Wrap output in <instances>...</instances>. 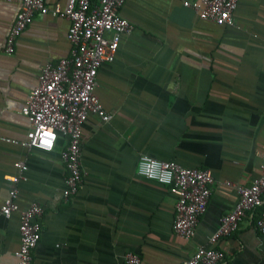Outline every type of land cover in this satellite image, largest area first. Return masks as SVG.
<instances>
[{"label": "crops", "instance_id": "crops-1", "mask_svg": "<svg viewBox=\"0 0 264 264\" xmlns=\"http://www.w3.org/2000/svg\"><path fill=\"white\" fill-rule=\"evenodd\" d=\"M183 0H126L119 12L133 25L115 58L98 69L95 92L111 115L90 114L83 125V182L60 198L66 171L59 135L50 151L0 138V204L12 185L7 175L23 160L16 183L20 206L45 207L34 264H124L126 251L140 264H178L207 242L220 217L238 200L231 181L249 185L264 165V0H238L235 26L201 19ZM64 8L67 0H46ZM17 2L0 1V137L23 140L30 127L21 113L41 67L70 51L66 17L35 14L3 50ZM146 153L214 176L194 236L172 231L176 197L167 186L137 173ZM256 213L217 247L221 264H264V234ZM19 217L0 216V264H17Z\"/></svg>", "mask_w": 264, "mask_h": 264}, {"label": "built area", "instance_id": "built-area-1", "mask_svg": "<svg viewBox=\"0 0 264 264\" xmlns=\"http://www.w3.org/2000/svg\"><path fill=\"white\" fill-rule=\"evenodd\" d=\"M17 2L18 9L9 28L4 52L14 51L15 41L32 22L35 14L51 13L69 20L67 38L70 51L55 63L46 62L40 69L37 84L30 90L21 107L30 124L23 140L0 137L19 143L27 149L50 151L59 135L66 139L60 152L66 175L60 198L64 201L74 196L83 182L81 164V141L83 125L90 114L108 121L111 115L103 108L95 92L98 69L103 63L114 60L123 35L133 30L130 21L119 12L126 0H67L49 7L46 0H0ZM185 7L193 9L204 20L220 26H235L234 12L238 0H183ZM15 174L7 175L12 185L0 204V216L10 217L13 212L19 217V245L13 254L17 264H34L33 251L41 238V219L45 207L37 201L20 206L16 183L25 179L27 165L23 160L14 162ZM137 173L168 187L175 195L172 231L189 240L196 230L199 217L205 212L214 176L209 168L188 167L174 160H162L141 153L137 162ZM238 200L231 211L220 217L217 228L207 242L199 245L193 254L178 264H221L224 252L217 242L235 231L249 213H256L253 227L264 234V165L258 176L249 185L231 181ZM124 264H140L137 253L126 251Z\"/></svg>", "mask_w": 264, "mask_h": 264}]
</instances>
